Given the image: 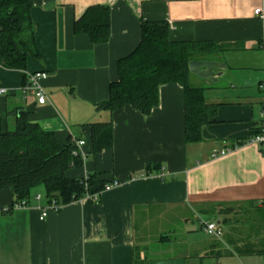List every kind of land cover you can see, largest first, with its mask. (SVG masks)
I'll list each match as a JSON object with an SVG mask.
<instances>
[{
	"label": "crops",
	"instance_id": "obj_1",
	"mask_svg": "<svg viewBox=\"0 0 264 264\" xmlns=\"http://www.w3.org/2000/svg\"><path fill=\"white\" fill-rule=\"evenodd\" d=\"M96 7L111 12L104 44L74 30ZM257 9H264V0H34L41 58L29 56L24 73L0 68V89L6 90L0 94L1 133L15 128L24 112L30 124L63 142H86L87 160L68 178L97 174L106 186L120 185L97 202L82 199L43 221L44 191L35 192L28 207L12 210L13 192L0 190V264H264V156L247 144L262 126L264 20ZM143 23H167L173 42L224 49L197 59L225 64L218 82L227 80L222 89L204 80L217 115L198 143L186 140L179 84L161 86L149 115L130 106L98 110L119 79V61L139 47ZM38 72L48 75L45 105L23 91ZM101 122L112 124L113 144L95 153L90 125ZM202 220L216 223L223 237L209 236Z\"/></svg>",
	"mask_w": 264,
	"mask_h": 264
},
{
	"label": "trees",
	"instance_id": "obj_2",
	"mask_svg": "<svg viewBox=\"0 0 264 264\" xmlns=\"http://www.w3.org/2000/svg\"><path fill=\"white\" fill-rule=\"evenodd\" d=\"M33 7L34 0H0V68L24 73L29 56L41 58L31 17ZM110 17L107 7L91 8L75 23V33L87 35L94 44L107 43L111 36ZM213 52L222 53L224 49L211 43L173 42L167 23H143L139 47L119 61V79L111 85L109 99L98 110L114 113L130 106L149 115L159 104L161 86L179 84L185 91L186 140L200 142L202 128L212 123L217 106L207 103L205 88L191 84L189 64ZM90 128L95 153L112 147L111 123L101 122ZM1 132L0 190L13 192L14 205L23 201L30 204L38 188L44 189L49 202L56 199L63 206L105 190L106 183L97 174L77 180L68 178L69 170L83 165V160L73 155L75 144L30 124L26 113L17 114L13 131Z\"/></svg>",
	"mask_w": 264,
	"mask_h": 264
},
{
	"label": "built area",
	"instance_id": "obj_3",
	"mask_svg": "<svg viewBox=\"0 0 264 264\" xmlns=\"http://www.w3.org/2000/svg\"><path fill=\"white\" fill-rule=\"evenodd\" d=\"M254 14L258 18H260L261 20H264V9H257V10H255ZM262 49L264 51V43H263ZM47 78H48V75L45 72H38V73H35L32 75H29V78L27 79V83L23 87L24 93L25 94L32 93V95H34L37 98V102L40 105H45L47 103V97H46L44 87H43V81H45ZM259 89H260V92L262 94V111H261L262 126L260 129V132L257 135L253 136L247 142V144H252V145L259 147L263 153V156H264V78H263L262 82L260 83ZM4 93H6V90L0 89V94H4ZM85 145H86L85 141H77L75 143L76 148L73 151V155L75 157L81 158L83 161L87 160V154L83 151V147ZM236 149H237V146L234 148H225V149H222L219 151L216 150L213 152L212 158L218 159L221 157H225ZM119 185L120 184L118 182H115L111 185H108L105 187V190L103 192L114 189V188L118 187ZM101 194H97L94 196L88 195L86 198H90L93 201L97 202ZM36 199L38 201H40V200H42V196L38 195L36 197ZM28 206H29V204L26 201H23L21 203L15 204L13 209H15V210L16 209H22V208H26ZM63 207L64 206L62 204H60L56 199L51 200L48 203V205L42 210V214H41L40 219L42 221L45 220L50 213H58L63 209ZM201 224L204 227V231L209 236L214 237L216 239H221L223 237V231L218 227V225L216 223H207V222L202 220Z\"/></svg>",
	"mask_w": 264,
	"mask_h": 264
},
{
	"label": "water",
	"instance_id": "obj_4",
	"mask_svg": "<svg viewBox=\"0 0 264 264\" xmlns=\"http://www.w3.org/2000/svg\"><path fill=\"white\" fill-rule=\"evenodd\" d=\"M189 70L192 75L198 78L217 83L219 78L223 76V72L226 70V65L218 62L196 60L189 64ZM30 111V109L27 110V112ZM23 113L24 112H20L19 115Z\"/></svg>",
	"mask_w": 264,
	"mask_h": 264
},
{
	"label": "rangeland",
	"instance_id": "obj_5",
	"mask_svg": "<svg viewBox=\"0 0 264 264\" xmlns=\"http://www.w3.org/2000/svg\"><path fill=\"white\" fill-rule=\"evenodd\" d=\"M264 78V77H263ZM191 84L192 85H194V86H197V87H203V86H205V82H204V80L203 79H201V78H198V77H194V78H191ZM226 78H223L220 82H218L216 85L220 88V89H222V88H224L225 87V83H226ZM204 88V87H203ZM15 128H14V126L12 127V125H11V128H10V131H13ZM44 190H43V188H38V189H36V190H34V193L35 192H43Z\"/></svg>",
	"mask_w": 264,
	"mask_h": 264
}]
</instances>
